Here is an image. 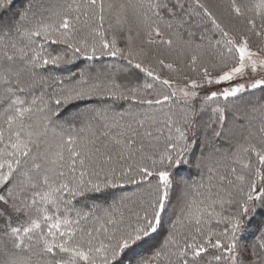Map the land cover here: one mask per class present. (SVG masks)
I'll return each mask as SVG.
<instances>
[{"label":"snow or ice","instance_id":"6c2138e0","mask_svg":"<svg viewBox=\"0 0 264 264\" xmlns=\"http://www.w3.org/2000/svg\"><path fill=\"white\" fill-rule=\"evenodd\" d=\"M0 264H264V0H0Z\"/></svg>","mask_w":264,"mask_h":264},{"label":"trees","instance_id":"16d2710c","mask_svg":"<svg viewBox=\"0 0 264 264\" xmlns=\"http://www.w3.org/2000/svg\"><path fill=\"white\" fill-rule=\"evenodd\" d=\"M14 4H15L16 11H21L23 10V8L27 7V0H14ZM256 235L258 237L259 234H256ZM247 243L251 247L252 245L257 243V239H254L252 235H249Z\"/></svg>","mask_w":264,"mask_h":264},{"label":"rangeland","instance_id":"374dc122","mask_svg":"<svg viewBox=\"0 0 264 264\" xmlns=\"http://www.w3.org/2000/svg\"><path fill=\"white\" fill-rule=\"evenodd\" d=\"M175 202V201H174Z\"/></svg>","mask_w":264,"mask_h":264}]
</instances>
